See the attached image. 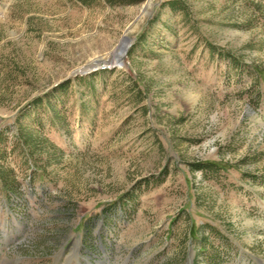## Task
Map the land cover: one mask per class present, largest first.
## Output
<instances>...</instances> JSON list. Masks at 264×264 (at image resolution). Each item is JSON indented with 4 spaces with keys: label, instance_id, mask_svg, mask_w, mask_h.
I'll list each match as a JSON object with an SVG mask.
<instances>
[{
    "label": "rangeland",
    "instance_id": "374dc122",
    "mask_svg": "<svg viewBox=\"0 0 264 264\" xmlns=\"http://www.w3.org/2000/svg\"><path fill=\"white\" fill-rule=\"evenodd\" d=\"M148 1L0 0V264H264V0Z\"/></svg>",
    "mask_w": 264,
    "mask_h": 264
},
{
    "label": "bare ground",
    "instance_id": "6f19581e",
    "mask_svg": "<svg viewBox=\"0 0 264 264\" xmlns=\"http://www.w3.org/2000/svg\"><path fill=\"white\" fill-rule=\"evenodd\" d=\"M152 6V0H149L146 5L143 6V9L141 11V16L145 15L147 12H149L150 7ZM137 27V22L132 23L126 30L125 34L123 35L122 39L120 40L117 47H115L114 50H112L108 55L110 58L114 61L113 63H117L122 65L123 64V57L126 54L127 47L129 46V43L131 41L130 34L131 32ZM109 58V57H107ZM106 58V59H107ZM92 63V62H91Z\"/></svg>",
    "mask_w": 264,
    "mask_h": 264
},
{
    "label": "water",
    "instance_id": "95a60500",
    "mask_svg": "<svg viewBox=\"0 0 264 264\" xmlns=\"http://www.w3.org/2000/svg\"><path fill=\"white\" fill-rule=\"evenodd\" d=\"M92 65H93V66H91L92 68L84 67L83 69H80L79 72H87L93 68H96V66H94V64H92ZM118 65H120V64H118ZM106 66H108V65L102 64V65H98L97 67H106ZM107 68H109V67H107ZM190 263H191V258L189 257L186 264H190Z\"/></svg>",
    "mask_w": 264,
    "mask_h": 264
},
{
    "label": "trees",
    "instance_id": "16d2710c",
    "mask_svg": "<svg viewBox=\"0 0 264 264\" xmlns=\"http://www.w3.org/2000/svg\"><path fill=\"white\" fill-rule=\"evenodd\" d=\"M62 84H64V83H62ZM62 84H61L60 86H62ZM60 86H59V87H60Z\"/></svg>",
    "mask_w": 264,
    "mask_h": 264
}]
</instances>
